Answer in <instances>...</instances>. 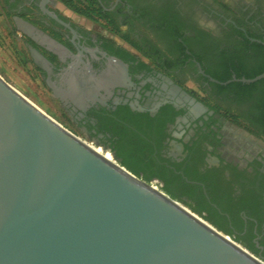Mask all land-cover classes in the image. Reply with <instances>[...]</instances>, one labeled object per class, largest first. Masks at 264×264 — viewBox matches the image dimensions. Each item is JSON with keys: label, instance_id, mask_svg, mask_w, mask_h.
I'll return each mask as SVG.
<instances>
[{"label": "flooded vegetation", "instance_id": "obj_1", "mask_svg": "<svg viewBox=\"0 0 264 264\" xmlns=\"http://www.w3.org/2000/svg\"><path fill=\"white\" fill-rule=\"evenodd\" d=\"M89 1L76 23L61 0H0L54 109L264 259V83L241 82L264 64V0Z\"/></svg>", "mask_w": 264, "mask_h": 264}, {"label": "water", "instance_id": "obj_2", "mask_svg": "<svg viewBox=\"0 0 264 264\" xmlns=\"http://www.w3.org/2000/svg\"><path fill=\"white\" fill-rule=\"evenodd\" d=\"M111 158L0 77V264H264Z\"/></svg>", "mask_w": 264, "mask_h": 264}, {"label": "rangeland", "instance_id": "obj_3", "mask_svg": "<svg viewBox=\"0 0 264 264\" xmlns=\"http://www.w3.org/2000/svg\"><path fill=\"white\" fill-rule=\"evenodd\" d=\"M60 10L73 22H80L78 14H76L71 9H68L64 6L60 8ZM13 35L15 34L10 33V28L3 19L2 10L0 7V77L25 97H27L30 101L40 107L43 111H45V113L55 119L58 123L63 125L66 129L86 141L80 136L78 132L69 128L65 123L64 116L54 109L52 101L48 96L47 89L45 88L44 84L38 82L34 77V68L26 53H24L21 47L16 43ZM88 143L91 144L90 142Z\"/></svg>", "mask_w": 264, "mask_h": 264}, {"label": "trees", "instance_id": "obj_4", "mask_svg": "<svg viewBox=\"0 0 264 264\" xmlns=\"http://www.w3.org/2000/svg\"><path fill=\"white\" fill-rule=\"evenodd\" d=\"M64 4L65 7H67L68 9H71L72 11H74L76 14L81 15V16H85L88 17L89 19H94L93 16H96V12L98 11L92 2H90L89 0L83 1V0H61ZM264 73V64L262 65V67L255 73L253 74H247L246 78L247 79H253L261 74ZM258 83H264V79L261 80ZM257 84H253L250 86H245V90H251L252 87H255ZM128 170V169H127ZM144 181L148 182L149 179H143ZM171 198L178 200V197L174 194H170L168 192H166ZM192 211L196 214H198L199 216H201L202 218H204L205 220H207L206 217L203 216V211L202 210H198L195 208H191Z\"/></svg>", "mask_w": 264, "mask_h": 264}, {"label": "bare ground", "instance_id": "obj_5", "mask_svg": "<svg viewBox=\"0 0 264 264\" xmlns=\"http://www.w3.org/2000/svg\"><path fill=\"white\" fill-rule=\"evenodd\" d=\"M36 105V104H35ZM37 106V105H36ZM38 107V106H37ZM38 108H40V107H38ZM41 109V108H40ZM42 110V109H41ZM43 111V110H42ZM44 113H45V111H43ZM93 148V147H92ZM94 149V148H93ZM96 152H98L97 150H96ZM99 153V152H98ZM99 154H101V153H99ZM107 160H110V161H112V159H108L107 157H105ZM153 189H155V190H157L158 191V189L155 187V186H153ZM184 207V209L187 211V212H190L191 214H193L194 216H196L197 218H199V219H201L202 221H205L204 219H202L201 217H199L196 213H194V212H192L190 209H188L187 207H185V206H183ZM206 222V221H205ZM225 236V238H227V239H229V240H231L228 236H226V235H224ZM232 241V240H231ZM237 244V243H236ZM238 245V244H237ZM238 246H240V245H238ZM241 247V246H240ZM244 249V248H243Z\"/></svg>", "mask_w": 264, "mask_h": 264}]
</instances>
